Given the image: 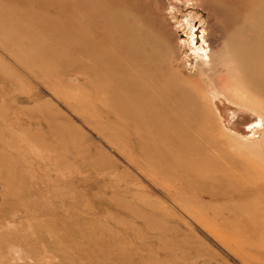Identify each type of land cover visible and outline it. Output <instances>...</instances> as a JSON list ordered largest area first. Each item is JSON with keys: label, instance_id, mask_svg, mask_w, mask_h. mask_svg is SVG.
Segmentation results:
<instances>
[{"label": "rangeland", "instance_id": "obj_1", "mask_svg": "<svg viewBox=\"0 0 264 264\" xmlns=\"http://www.w3.org/2000/svg\"><path fill=\"white\" fill-rule=\"evenodd\" d=\"M199 59L264 113V0H0V264H264Z\"/></svg>", "mask_w": 264, "mask_h": 264}, {"label": "bare ground", "instance_id": "obj_2", "mask_svg": "<svg viewBox=\"0 0 264 264\" xmlns=\"http://www.w3.org/2000/svg\"><path fill=\"white\" fill-rule=\"evenodd\" d=\"M203 48H204V46L200 49H203ZM200 49H198V50H200ZM200 53H201V50H200ZM225 66H227V65H225ZM195 68H196L195 72H197L198 75L202 76V79L205 78V80H207V82L209 83V85L207 83V85L205 87V94H206V97H207L208 102L210 104V107L212 108L211 111L213 112L214 116L217 119L218 126L220 129L219 131H221V134L223 136H225L227 140L237 144L240 148H243L248 152L255 153V155H256V153H259L260 156L264 159V113L261 111L262 109L256 108L257 106L253 107L250 105H245V104L239 103V102L235 101L234 99H232V97H229L226 93H223V91L221 89H219L214 83H212V81L208 80L207 77L209 75L207 73V69H206L207 67H206L205 63L202 62L201 59L198 60ZM228 69H229V67H228ZM229 72H228V74H229ZM226 74H227V72H226ZM78 80H79V78H78ZM229 82L234 86V90L238 91V93H239V91L242 90L235 82H233V80H230ZM233 86H231V87H233ZM214 95L217 98H221V100L224 101L228 105H231V106H234L237 108H241L243 110L251 112L256 117H258L259 122L254 121L253 119H250L248 117L246 118V117H242V116H238V117L236 116L235 117L236 120H235L232 115H230V117H229L224 106H220L219 107L220 113L225 117L227 126L229 128V129H227L225 127V125L223 124L221 117L214 110L215 108L213 109V105L211 104L213 102L212 96H214ZM218 102L219 101H215V103L217 105L219 104ZM229 130H236L238 133H235L234 131H229ZM239 132H241V133H239ZM248 133H251L252 136L251 135L249 136Z\"/></svg>", "mask_w": 264, "mask_h": 264}, {"label": "water", "instance_id": "obj_3", "mask_svg": "<svg viewBox=\"0 0 264 264\" xmlns=\"http://www.w3.org/2000/svg\"><path fill=\"white\" fill-rule=\"evenodd\" d=\"M210 93V92H209ZM212 93V92H211ZM212 105H213V108H215L214 110L217 112V114L221 117V120H222V122H223V124L225 125V127L227 128V129H229L228 128V126H227V123H226V119H225V117L220 113V109H219V107L220 106H224L225 107V109H226V112L228 113V115H229V117H230V115H232L233 116V118L236 120V116L238 117V116H242V117H248V118H250V119H253L254 121H258L259 122V119H258V117H256L254 114H252L251 112H249V111H246V110H243V109H241V108H237V107H234V106H231V105H228V104H226L224 101H222L221 100V98H217L215 95L214 96H212ZM215 101H219L218 103V105L215 103ZM262 125V124H261ZM229 131H234L235 133H238L236 130H229ZM247 132V131H246ZM239 133H241V132H239ZM244 133V132H243ZM252 133V132H251ZM251 133H248V135L250 136L251 135ZM252 136V135H251Z\"/></svg>", "mask_w": 264, "mask_h": 264}]
</instances>
